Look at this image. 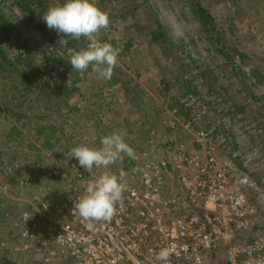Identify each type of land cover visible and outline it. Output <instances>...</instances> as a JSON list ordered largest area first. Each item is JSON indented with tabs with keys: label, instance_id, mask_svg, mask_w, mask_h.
Returning a JSON list of instances; mask_svg holds the SVG:
<instances>
[{
	"label": "rangeland",
	"instance_id": "obj_1",
	"mask_svg": "<svg viewBox=\"0 0 264 264\" xmlns=\"http://www.w3.org/2000/svg\"><path fill=\"white\" fill-rule=\"evenodd\" d=\"M17 1L0 0V7L18 27L14 36L4 39L2 47L11 59L24 57V36L34 57L31 68L20 65L8 76V65L6 71L0 70V101L4 107L0 110V243L4 239L10 241L11 220L21 208L19 200L33 190L31 185L23 189L19 184L25 163L79 145L99 148L100 139L112 132L120 133L135 152L146 145L152 131L159 142L158 155L172 150L171 138L191 144L189 133L183 132L181 126L171 129L167 123L169 111L174 104L178 106L182 95H193L201 106L184 107L179 125L191 117H203L210 124L237 119L258 121L262 126V132L255 136L246 125L238 137L243 140L244 135H249L247 145L257 149L246 159L253 181L249 196L252 204L264 207V81L252 75L257 69L264 76V0H206L219 21L217 26L212 24L210 31L201 25L185 0H150L172 41L169 43H173L168 50L152 39L150 30L156 22L146 12L149 8L136 10L129 0H95L110 19L108 29L101 32V42L121 50L109 80L99 78L91 66L80 76L69 62L67 50L72 47L66 39L49 29L42 18H32ZM64 2L50 0L48 5ZM134 2L140 4L142 0ZM230 17L235 22L232 26ZM224 36L227 40L222 41ZM79 41V48L74 49L88 43L83 37ZM236 50L246 56L240 57ZM51 53L54 56L46 60ZM77 77L80 81L72 85L77 89L69 104H57L63 93L50 100L34 87L28 92L27 85L36 87L40 78L52 86L55 80L71 85ZM162 79L169 83L168 87ZM41 126L46 127L44 134L37 133ZM52 127L56 128L55 134H50ZM46 137L52 146H46ZM131 160L123 155L111 166ZM4 184L8 185L7 190L2 189ZM221 263V257L213 262ZM0 264H31V260L5 252L0 245Z\"/></svg>",
	"mask_w": 264,
	"mask_h": 264
},
{
	"label": "built area",
	"instance_id": "obj_2",
	"mask_svg": "<svg viewBox=\"0 0 264 264\" xmlns=\"http://www.w3.org/2000/svg\"><path fill=\"white\" fill-rule=\"evenodd\" d=\"M178 102L167 123L181 126L191 144L171 138L172 150L158 155L152 131L137 158L115 168L86 171L66 159L65 149L25 163L19 184L33 190L19 200L10 241L0 243L5 252L27 256L31 264H213L219 257L221 264H264V226L241 239L260 219L264 223V207L249 196L253 181L246 159L257 149L247 145L249 135L238 137L246 125L255 136L262 126L237 119L210 124L203 117L179 125L181 110L201 102L193 95ZM105 171L125 173L126 186L113 217L89 230L74 202ZM162 247L170 249L166 261L157 258Z\"/></svg>",
	"mask_w": 264,
	"mask_h": 264
},
{
	"label": "clouds",
	"instance_id": "obj_3",
	"mask_svg": "<svg viewBox=\"0 0 264 264\" xmlns=\"http://www.w3.org/2000/svg\"><path fill=\"white\" fill-rule=\"evenodd\" d=\"M41 18L49 29L56 30L62 37L77 41L83 37L88 41L86 47L79 50L68 48L72 69L83 73L91 66L99 78L111 79L121 50L111 43L101 42V32L108 29L110 19L95 0H65L63 4L49 6ZM100 145L99 148L79 145L64 154L68 160L76 159L86 171H91L93 166L107 168L122 159L123 155L132 160L137 158L134 149L118 132L103 136ZM125 176L123 172L117 175L105 171L90 182L85 193L76 199L74 207L79 216L88 222L85 226L89 230H92L94 222L107 221L113 217L126 186ZM47 207L44 204V208ZM169 255L170 249L162 247L157 258L166 261Z\"/></svg>",
	"mask_w": 264,
	"mask_h": 264
},
{
	"label": "trees",
	"instance_id": "obj_4",
	"mask_svg": "<svg viewBox=\"0 0 264 264\" xmlns=\"http://www.w3.org/2000/svg\"><path fill=\"white\" fill-rule=\"evenodd\" d=\"M49 1L50 0H18L17 2L22 9H24L30 13L32 18L40 17V19H41V16L47 11V9L49 7V5H48ZM185 1L188 3L189 8L193 11L194 15L198 18L201 25L207 31H210L212 24L216 25V26L219 24L218 19L214 17L212 11L206 5V3H205L206 0H185ZM211 2H215V0H211ZM129 5H132V8H134L136 10H140L139 8L142 6L146 7V9L149 8V10H146V12L149 15L151 13V16H153L154 21L156 22V27L153 28L152 30H150L153 41H156L162 48L164 47L166 49L170 46L169 44H173V43H169L172 41L170 40V38L167 34L168 32H166V30L164 29L161 20L158 18L156 11L152 8V6L150 4V0H142V2H140V4L134 2V0H129ZM109 15H111V14L109 13ZM228 21L230 22L229 23L230 26L235 24V22H233V17H230ZM223 23L224 22L222 21L221 24H223ZM17 29H18V27L15 25V23L5 14L3 9L0 7V70L6 71L5 65H8L9 70L7 71L8 73L6 76L10 75L11 72L18 71V69H20V65L26 66L28 68L32 67V59L34 57L33 56L34 50L31 47V44L28 41V39H26L24 36H21L24 40V42H22V44H21L22 50H23L24 55H25L24 57L20 56L16 59H11L10 57L7 56V54L4 51V48L2 47L4 39L5 38L10 39L11 35L14 36L15 35L14 31L16 32ZM19 31H20V29H19ZM64 38L66 39L69 47L79 48L80 41L74 40L71 37H64ZM224 38L227 40V37L224 36V37H222V41H225ZM100 40H103V38H101ZM236 52H238V55L240 57L246 56V54L242 53L241 51L236 50ZM54 54L55 53H51V56L46 57V60L51 59V57L54 56ZM59 59L61 61H63V57H59ZM36 70L39 72V69H36ZM38 72H36L35 75H37ZM252 75L255 76L257 79H259L260 81H264V76L261 74V72L259 70H257V69L253 70ZM79 81H80V78L77 77L76 79H73V81L70 85L66 81H64V82L60 81V83H59L55 80L54 84L52 86H49L42 80V78H40V81L38 84H36V87L32 86L30 84H28V85L26 84V85L29 88L28 92H30V91L32 92L35 89H39L40 95L41 96L44 95V97L45 96L49 97L50 100L53 97H57V98L61 97V95L63 93L64 96L57 103L60 106V103L66 102V104H69L68 100H69L73 90L77 89L76 86L72 88V85H74V83H77ZM162 81H163L162 84L167 83L166 80H164V79H162ZM183 82H185V81L183 80ZM167 84H168L167 85V87H168L169 83H167ZM164 88H165V86H164ZM38 98L40 99V97H38ZM176 105L177 104H174V106H176ZM0 110H4V107H3V104L1 103V101H0ZM45 128H46L45 126H41V128H39L37 133L38 134H44ZM13 129H16V128L14 127ZM55 131H56V128L52 127L50 134H55ZM47 136H48V134H47ZM44 143H46V146H52L53 145V143H51V141H49V139L47 137L45 138ZM0 164H3V163H0ZM1 169H3V166ZM262 226H264V223L255 224L247 233H245L244 235L241 236V239L243 240L245 238H248V239L253 238V236L255 235V232L258 229H260ZM211 260L214 261L213 258Z\"/></svg>",
	"mask_w": 264,
	"mask_h": 264
},
{
	"label": "crops",
	"instance_id": "obj_5",
	"mask_svg": "<svg viewBox=\"0 0 264 264\" xmlns=\"http://www.w3.org/2000/svg\"><path fill=\"white\" fill-rule=\"evenodd\" d=\"M144 146V145H143Z\"/></svg>",
	"mask_w": 264,
	"mask_h": 264
}]
</instances>
